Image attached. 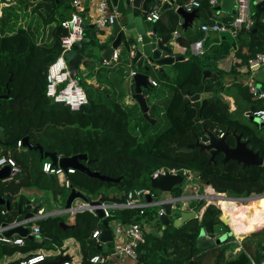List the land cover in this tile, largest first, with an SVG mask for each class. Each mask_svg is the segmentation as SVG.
<instances>
[{"label":"trees","instance_id":"trees-1","mask_svg":"<svg viewBox=\"0 0 264 264\" xmlns=\"http://www.w3.org/2000/svg\"><path fill=\"white\" fill-rule=\"evenodd\" d=\"M256 1L258 0H250L254 27L249 31H241L234 37L238 42L237 58L241 60L242 66H247L248 61L256 54L264 53V14L254 11ZM183 2L178 0L179 5ZM22 3L23 0L20 7L23 6ZM201 4L202 7L209 6L207 0H203ZM14 5L12 3L4 8L0 17V94L5 95L8 92L9 96L8 100H0V127L3 128L6 142H14L9 147L0 146V156L13 158L19 166L21 171L13 177V181H20L23 188L31 187L50 193L53 202H57L64 190L55 175L42 172V163L49 159L41 158L37 151L18 152L16 142L28 137L33 146L38 144L44 152L56 153L58 158L86 154L89 163L85 165L91 172H98L101 176L112 179L121 178L119 184H112L77 171L69 175L72 188L90 200L103 194L104 187H115L122 195L139 189L148 190L152 194L151 187L148 189V182L153 174L158 170L170 169L184 171L191 176L198 173L194 179L198 181L196 187L199 194H203L204 187H211L217 194L236 199L264 194V165L243 168L235 162L222 164L221 155L213 164L209 163L206 151L197 148L188 153L180 151V148L193 145L197 139L204 141V127L215 134L218 131L228 132L230 144L234 143L233 132L241 134L244 140L250 141L249 147L264 159L263 131L245 115L250 113L252 116L263 110L264 98L259 99L251 92L245 76L237 72L238 65L233 66L229 73H224L216 70L213 64L209 67L212 71L211 77L203 80V72L208 68L210 59L205 53L202 57L189 54L190 44L197 41V38L192 37L186 44L188 59L172 66L173 77L161 74L163 87L168 85L172 94L162 107H149V117L154 124L142 119L137 106L127 107L122 101L110 99L106 90H95L98 96L85 92L88 104L78 111H71L45 96L47 68L59 55L60 37L65 34L60 26L63 21L61 14H56L60 1L45 2V10L54 6L53 14L58 15V18L53 16L54 22H57L50 27L48 41L42 43L38 41L39 24L21 26L23 20L18 19L20 10L15 9ZM199 11L201 10L197 12ZM166 14V22L157 21V33L165 43L177 29L182 32L176 12L168 11ZM211 23L204 21L201 26ZM43 24L49 26L52 22L47 19ZM254 30L257 31L253 32ZM242 37L246 42H242ZM178 40L182 43V39ZM91 41L93 44L94 40ZM77 47L78 45L74 49ZM123 56L126 59L124 52ZM225 82L229 83L227 87ZM262 87L264 89V84ZM152 89L150 86L149 90ZM203 93H211L212 97L199 113L200 101L187 102L190 96ZM222 95L233 98L234 111L230 112L229 104L222 99ZM131 123L134 125L131 126ZM159 123H163L164 129L153 132L152 129ZM11 183L0 181V197L9 202V210L5 216H0V224L24 218V212L30 211L26 198L18 196L15 200L10 199L8 192ZM182 195L183 188L175 186L171 196L179 198ZM205 204L204 201H196L191 207L195 212L205 207L201 219L189 220L179 228L170 224L162 229L158 222V229L154 233L145 230L143 242L137 247L139 263H261L264 260V228L254 231L264 226V199L246 207L231 204L233 208H229L230 204L226 203L220 205L225 216H231L229 222L232 228L247 220L249 208L254 209L257 218L253 224L237 232V235L253 233L241 241L239 252L232 254L234 249L239 248L237 245L230 251L229 257L226 252L230 239L208 250L196 247L202 229L214 237L216 228L224 226L220 221V210L212 204ZM231 209H235L237 214H231ZM2 210L6 208L0 206V212ZM150 218L148 210L142 217L136 211H114L108 221L122 220L145 224ZM61 222L62 217L48 218L40 222L42 236L45 233L50 240L49 246L60 248L64 239H75L80 244L81 264H90L93 256L103 254L99 245L91 239L93 231L103 228L98 218L81 212L75 216L70 227L62 228ZM231 239L233 241L232 237ZM26 242L32 243L30 240ZM13 251L14 249L9 253Z\"/></svg>","mask_w":264,"mask_h":264},{"label":"built area","instance_id":"built-area-1","mask_svg":"<svg viewBox=\"0 0 264 264\" xmlns=\"http://www.w3.org/2000/svg\"><path fill=\"white\" fill-rule=\"evenodd\" d=\"M176 4L178 0H173ZM200 0H186L179 7L182 8L186 12H192L200 7ZM208 5L211 9H216L218 7L217 0H207ZM164 2V0H151V6L149 12L147 14V21L156 23L160 20V6ZM12 3L11 0H0V15L2 13L3 8H6ZM108 1L100 0L96 5V13L97 17L95 19L94 25L98 30H104L107 26L113 23V17L107 13L108 10ZM71 7L73 9L72 14L68 19L63 20L60 23L61 28L65 31V34L60 37V53L55 59L53 63H51L46 72V88H45V96L50 101L62 104L68 107L71 111H78L83 106L88 104V98L85 91L79 85L77 79L72 74V70L70 68L69 63L66 60V54L73 50L75 46L82 43L85 37L84 27H83V14L85 12L84 0H71ZM255 21L252 17L251 12V4L250 0H233L231 6L230 17L226 22H218L213 21L209 25H202L200 27L201 32L207 37L211 33L217 34H228L232 37H236L238 33L241 31H249L254 27ZM174 36L178 37V33L174 32ZM204 37V39H205ZM204 39L196 41L189 46V53L195 57H202L204 55L203 43ZM119 58V53L114 51L111 60L109 62H105V65H108L111 61L116 62ZM264 66V53H258L256 56L248 61L247 68L250 71H255ZM135 72H129V77L132 79L135 76ZM151 85L156 87V82H151ZM252 92L255 93L254 88H252ZM259 98H264V93L259 92L257 95ZM254 119L259 120L264 123V109L259 110L252 115ZM224 135L223 132L218 131L215 136L217 138H222ZM17 149L23 148L22 141L18 140L16 142ZM8 166L11 169V173L19 174L20 168L17 165L16 161L11 157L0 156V169ZM42 172L46 175H55L58 179V182L62 188L71 191L72 186L68 179L69 175L75 173L76 170L72 168H68L65 171L59 167H54L50 161H45L42 163ZM185 174L187 180H190L192 177L188 175L186 172L182 171ZM180 173L176 169L170 170H158L156 171L152 178L157 176H165V175H177ZM11 178V177H10ZM9 178V179H10ZM78 192V191H77ZM69 194V193H68ZM82 194V193H81ZM68 196V195H67ZM147 196H150L151 200L147 201ZM86 197V196H85ZM100 196H98L99 198ZM115 197V196H113ZM264 197V194L261 196L251 195L247 198H229L224 194H217L211 189L207 187L204 189L203 194H199L198 190L193 192L191 195H185L179 198L167 197L166 199L156 201L155 196L151 194L148 190L139 189V190H131L126 194L115 197L122 202L116 203H101L100 205H93L91 202L97 201L96 199H88V201H84L81 198H76L71 203L68 209L65 207L62 210H58L55 212L47 213L39 201H31L29 203L30 211H35V214L30 215L29 217H24L20 219H14L10 223H1L0 224V243L9 244L13 246H22L24 244V240L21 237H5V233L11 231L16 228L27 229L28 226L31 225V233L29 234L37 241H41V230L37 225H33L35 222H40L46 220L48 218H54L61 214H67L71 218H75L78 213L87 212L91 216L98 218L97 210H101L103 213L102 218H98L100 222L102 220L107 221L109 229L112 232L113 237V250L111 251V255L115 257H124L129 263L128 264H140L137 247L140 242H143L144 238V226L143 223L137 222H124L122 220H114L108 221L111 219L112 212L114 211H136L138 216H143L146 210L150 208L159 207V210L156 212V217L158 218L160 215L164 213V210L161 208L163 204L170 203L172 204V210L176 209L184 212H194L196 214L197 219H201L204 208L195 212L192 208L189 207L188 202L191 201H204L208 206L210 204L216 206L220 212L221 216L225 214L222 207L219 206V199H224L227 203L236 204V205H244L246 207L251 201ZM216 200V201H215ZM79 201L80 203H77ZM229 208H233L232 206ZM7 210H2L0 212V216H5L7 214ZM179 218V217H177ZM227 220H231V216H226ZM228 232L229 235L233 238V242L239 246V250L241 248V241L249 236L252 233L247 235H237L235 234L232 226L228 223ZM263 227L257 228L254 232L260 230ZM102 229L95 230L91 234V239L94 240L97 244L100 243V235ZM204 238L214 240L215 238L210 236L208 233L204 232ZM126 239V241H125ZM47 258L45 253H38L30 256L29 258L21 261L19 264H40L44 263ZM106 258H102L100 256H94L90 259L91 264H101L105 261ZM107 260V259H106ZM61 264H71V262H63ZM255 264V263H253ZM264 264V260L261 263Z\"/></svg>","mask_w":264,"mask_h":264},{"label":"water","instance_id":"water-1","mask_svg":"<svg viewBox=\"0 0 264 264\" xmlns=\"http://www.w3.org/2000/svg\"><path fill=\"white\" fill-rule=\"evenodd\" d=\"M109 6L114 12V19L109 31L101 30V38L103 41L99 40L96 42L93 47L89 50L88 56L98 57L99 63L109 62L115 50L122 49L126 54V60L130 62L135 70L136 74L132 78L133 90L132 98L135 100L136 104L139 107V110L142 115V119L146 122L154 124V121L149 117L148 111L149 107L147 105L146 99L142 94L143 89H149L151 86L149 80V73L152 67H156L157 72L164 75V68L171 67L175 63L183 60L181 57H174L173 50L168 46H165L164 43L156 38V28L154 23L147 21V14L149 12V5H151V0H107ZM233 0H221L220 6L216 7V11L231 12ZM175 6L173 0H164L160 6V14H163L165 11L172 9ZM254 9L257 13L264 14V0L254 4ZM176 14L183 21L182 28L186 29L189 27L197 17V11L193 10L192 12H186L181 7L176 8ZM84 41V40H83ZM82 43L79 45L81 47ZM81 49V48H80ZM66 60L70 65L73 76H76L78 65L82 62V54L77 53L75 50H72L66 54ZM211 64V63H210ZM209 76V72L203 74V80ZM212 97L211 93L196 94L189 97V102L200 101L199 113L202 112L204 107L207 105V101ZM8 92L5 95H0V100H8ZM247 116L254 121L259 129L264 128V123L260 122L257 119H254L250 113H247ZM202 134L205 137V140L202 141L197 139L193 145H189L185 148H180L181 152H190L191 150L197 148L200 151H206L209 155V163H216L218 156H222L221 163L226 164L229 162H235L241 165L243 168L249 167H261L264 165L263 158L259 155L258 152L253 151L250 147V141L243 140L241 134L232 133L234 138V143L230 144L228 142L229 133H224L222 138H217L215 133L202 128ZM22 146L27 150L35 152L37 151L41 158L49 159L53 166H57L62 170L72 168L77 172L87 175L90 178L99 180L105 183L119 184L121 178L112 179L106 176H101L98 172H91L85 164L89 163L86 154H78L71 157L58 158L56 153H47L44 152L40 145H32L28 137L23 138ZM14 142H6L5 133L3 128L0 127V146L9 147L13 145ZM16 176V174L11 173V169L8 166H5L0 169V181L8 179L10 177ZM198 173H193L192 178H196ZM187 181L185 174L183 172L178 173L177 175H165L157 176L151 178L149 183L150 187L153 190H158L162 193H171L175 186H183ZM100 199L97 201L91 202L93 205H100L101 203H116L122 202L115 197L106 196L104 194L100 195ZM81 198L84 201L88 199L77 192L75 189H71L68 194V197L65 202V209H68L74 199ZM150 196H147V201H150ZM0 206L9 210V202L3 200L0 197ZM164 210V213L158 217V222L162 226V229L170 226L179 228L181 225L186 223L189 220L197 219L194 212H180L179 218H176L174 221H170V216L172 214V204L166 203L161 206ZM98 218L103 217L101 210H97ZM27 215L25 217H29ZM220 221L223 225L227 226V222L221 216ZM62 228H67L69 226L64 223H60ZM102 232L100 235V242L105 249L108 250V254L111 255L113 250V237L112 232L109 229L108 223L105 220H102ZM13 234H17L21 237H28L32 239V236H29V230L23 228H16L11 231L6 232L5 237H11ZM204 232L199 235L198 242L196 247L201 250H208L217 247L220 245L222 238H215L214 240L204 238ZM102 248V247H101ZM66 259L61 258L58 262L52 264H61L65 262ZM45 264V263H40Z\"/></svg>","mask_w":264,"mask_h":264},{"label":"crops","instance_id":"crops-1","mask_svg":"<svg viewBox=\"0 0 264 264\" xmlns=\"http://www.w3.org/2000/svg\"><path fill=\"white\" fill-rule=\"evenodd\" d=\"M46 1L47 0H23V3H22L23 6H21V10H23V14L27 13V15L30 17V21L32 20L30 22L32 23L31 25L35 26L36 24H39L38 30L40 33V37L38 41L40 43L48 41V37L50 35V27L54 26L55 23L57 22V21L54 22V17L58 18V15L53 14L55 11L54 6L49 7L45 10ZM57 1H60V5L57 8L58 12L56 14H61L60 18H62V20L68 19L70 17V14H72L71 12H73L72 7H71V0H57ZM99 1L100 0H84L85 12L83 14V27H84L85 37H84V41L82 42L81 47L78 45L76 49H73L77 53L82 54V60H83L78 65L76 76L78 72H80L85 77V81L88 85L94 87L96 90H106L109 94V98H114L117 101H122L123 104L127 107L137 106V110H139L138 105L136 104L135 100L132 98L133 82H132V79L128 75V73L131 71L136 73V70L130 62L126 61L125 57L123 56L122 49L115 50L119 53V58L116 62L111 61L108 65H105V61L102 64L99 63L97 56L89 58V56L87 55L89 50L93 47V45L96 42H98L99 40L103 41V37L101 38V30H98L96 26L94 25L95 19L97 17L95 7L99 3ZM183 1H186V0H183ZM202 1L203 0L199 1L200 7L196 9V11H198L199 9L201 11L197 12V17L193 19L189 27H187L186 29H183L182 28L183 21L179 17L178 23L183 33L179 29H177L175 32H177L179 36L175 37L174 33H172L171 39L167 43L161 40L160 36L157 33V22L154 23V27L156 28V38L160 39L164 43L165 46H168L169 48L173 50L174 57L183 58V60L181 61H186L188 59L187 54H186L187 53L186 44L188 40H190L192 37L197 38V41L204 39L205 35L201 33L199 30V27L201 26V24H203L204 21L206 22H213V21L226 22L227 19L230 17V12H224L221 10L216 11V9H211L209 6L202 7V4H201ZM260 1H263V0H258L255 3L260 2ZM217 2H218V6H220L221 0H217ZM29 3L34 4L33 7H31ZM150 6L151 5H149V9H150ZM108 7L109 8L107 10V13L111 15L114 19V12L110 6ZM177 7H179L178 1L176 2L175 6L172 9H169L165 11L163 14H161L160 20L166 22V19H167L166 13L168 11L175 12ZM47 19H50V21L52 22V24L49 26H46L43 24L44 20H47ZM21 24H23L22 21H21ZM23 25L26 26V24H23ZM111 25L107 26L104 30L109 31V29H111ZM256 31L257 30H254L253 32H256ZM91 39L94 40L93 44L90 43L92 42ZM178 39H182L181 40L182 43H180ZM204 40H205L203 43L204 53L206 54L207 58L210 59V61L208 62V68H206L203 72V74L205 72H209V76H207L206 78L211 77L212 71L211 69H209V67L213 64L216 70L220 72H224V73H229L231 69L233 68V66L238 65L239 67H237V72L245 76V82L249 86L251 92H252V88H254L255 93L253 94L257 98H259L257 96L259 92L264 93L263 91L264 89H262L263 88L262 84H264V66L258 70L250 71L246 65L245 66L240 65L241 60L237 58V50H238L237 39H235L234 37L228 34L211 33L207 37H205ZM242 42H246L245 38L243 37H242ZM80 48H82L83 51H80ZM172 66L164 68L165 76H168L170 78L173 77ZM155 68L156 67H152V69L150 70L149 80L150 82L157 83L156 87L151 85L153 89L160 90V91L161 89H165L164 91L162 90L166 94L165 96H162L164 98V101H162V99L160 98V102H161L160 105H164V103L170 98L172 92L168 88V85H166V87H163V82L160 79L161 74L158 73L157 69ZM228 85L229 83L225 82V86L227 87ZM149 89L142 90V94L146 99L148 107L153 106V105L158 106L159 99L156 96L153 97L152 96L153 89L151 91ZM222 99L229 104L230 112L235 110L234 100L231 96L222 95ZM148 100H150V103L152 102V104H149ZM148 115H149V111H148ZM245 115L247 116V113ZM17 150L18 152H22V151H26L27 149L23 147ZM13 177H11L10 179L8 178V179L1 181V182H8V183L12 182L11 188L9 189L10 191L8 192V196H10L11 200L13 199L15 200L18 196H22L27 199V202H28L27 205L29 206V203L32 201V198H35V200H37L36 198H40L41 196L44 195L49 199V207L47 206L45 207L43 205L47 213L62 210L65 207V204L64 206H58V205L53 204V202L50 201V197H52L50 193L43 192V191L37 190L35 188H31V187L23 188L21 186L20 181H13ZM205 188L207 187H204V189ZM193 190H194L193 192H195L198 190V188L195 186L193 187ZM110 197H113V196H110ZM221 200H224V199L220 198L219 203ZM23 209L25 210V206L23 207ZM25 213L27 216V215L35 214V211L33 212L26 211L24 212V214ZM62 216H66V219L62 218L63 222L61 223H64L67 226L73 224L74 218H71L67 214H61L57 217H62ZM40 222H35L33 223V225H37L40 227ZM27 229L31 233V225L28 226ZM29 236L31 235L29 234ZM11 237H21V236L17 234H13ZM21 238H23L24 240V244L22 246H13L9 244L0 243V264H15V263L19 264L21 261L29 258L32 255L38 254V253H45L47 255V258L44 262L45 264H52V263L58 262L61 258L66 259L65 262H71V264H81L82 262L80 244L73 238L64 239L62 242V246L60 248L58 247L53 248L49 246L48 244H50V240L45 235V233L43 236L41 233L40 242H37L34 238L32 239H29L28 237H21ZM26 240H30L32 241V243L29 244L26 242ZM98 245H99L100 250L103 251L102 252L103 254H98L95 256H100L102 258L107 259V260L105 259V261L101 264H128L129 263V261L124 257H115L114 255H109L108 250L103 247L101 242ZM12 249H14V251L9 253V251ZM234 250L232 251V254H236L234 253ZM236 250H238L239 252V249L236 248ZM104 254H106V257H104Z\"/></svg>","mask_w":264,"mask_h":264},{"label":"rangeland","instance_id":"rangeland-1","mask_svg":"<svg viewBox=\"0 0 264 264\" xmlns=\"http://www.w3.org/2000/svg\"><path fill=\"white\" fill-rule=\"evenodd\" d=\"M13 1V3H15V5H14V8L16 9H19L20 10V12H19V17H18V19L20 18H22L23 19V24H30V22L32 21H30V17L26 14V16H25V14H23V10H21V7H20V3L22 2V0H12ZM29 5L31 6V7H33V5L34 4H30L29 3ZM6 14H8V13H6ZM19 19V20H20ZM23 24H21V26H24ZM81 44V43H80ZM80 44H78V45H80ZM74 49V48H73ZM129 74V73H128ZM75 79H79L78 80V82H79V85L82 87V89L85 91V92H88V93H90L92 96H94V95H96V96H98L95 92V88L94 87H92V86H90V85H88L87 83H86V81H85V77L80 73V72H78V74H77V76L75 77ZM151 83V82H150ZM121 88V87H120ZM165 90V89H161V91L160 90H156V89H153L152 90V96L153 97H157L158 99H159V105L158 106H160V107H162V105H160L161 104V102H160V98L162 99V101H164V98L162 97V96H165L166 94H165V92H163V91ZM104 94H102V96H103ZM111 99V98H110ZM148 102H149V104H152V102L150 103V100H148ZM161 109V108H160ZM134 124L133 123H131V126H133ZM164 125H163V123H159V124H157L153 129H152V131L153 132H160L161 130H163L164 129ZM261 131H263V132H261V134H263L264 135V128H262V129H260ZM148 184H149V186H148V189H150L149 187H150V183L148 182ZM197 184H198V181L196 180V179H194V178H190V180H187L186 181V183L183 185V186H181L182 188H183V195L182 196H185V195H191V194H193V187H195V186H197ZM64 189V188H63ZM103 194L104 195H107V196H117V197H120V196H122V194L120 193V192H118L116 189H115V187H111V188H107V187H104L103 188ZM151 192H152V194L155 196V199H156V201L158 200V201H160V200H163V199H166L167 197H169V196H171L172 195V192L171 193H162V192H160V191H158V190H151ZM68 191L67 190H63V192H62V194L59 196V198H58V200H57V202H53V198L52 197H50V201L51 202H53V204H55V205H58V206H64V204H65V200H66V197H67V195H68ZM102 195V194H101ZM181 196V197H182ZM172 197V196H171ZM101 197H99L98 199H100ZM39 202H41V204L42 205H44L45 207L47 206V207H49V199L46 197V196H41L40 198H36ZM96 199V198H95ZM32 200L33 201H37V200H35V198H32ZM216 201V200H215ZM77 203H80L79 201H77ZM196 203V201H191V202H188V205H189V207L191 208V207H193V205ZM237 208H240V206H238ZM159 210V207H156V208H150V209H148V211H150V216H151V218L149 219V220H147V222L145 223V226H144V231L145 230H147V231H149L150 233H154L158 228L156 227L157 226V224H158V218L156 217V212ZM236 210L235 209H231L230 210V212H231V214H234V215H236L237 213L235 212ZM180 216V211L179 210H176V209H174V210H172V214H171V216H170V221L172 222V221H174L177 217H179ZM62 218L63 219H66V216H62ZM263 228H264V226H262ZM157 228V229H156ZM228 227L227 226H218L217 228H216V230H215V234H214V238H222V241H221V243H220V245L221 244H223V242L224 241H226V240H229L230 239V241L232 240L231 239V235H229V232H228V229H227ZM203 232H205L203 229L201 230V233H203ZM229 241V243H228V251L226 252V255L229 257L230 255H231V252L230 251H232L236 246H237V244H235L233 241H231L230 242ZM220 245H218V246H220ZM238 249V248H237ZM238 252V250H234V253H237Z\"/></svg>","mask_w":264,"mask_h":264},{"label":"bare ground","instance_id":"bare-ground-1","mask_svg":"<svg viewBox=\"0 0 264 264\" xmlns=\"http://www.w3.org/2000/svg\"><path fill=\"white\" fill-rule=\"evenodd\" d=\"M263 199H264V197H261V198H259V199H257V200H253V201H251L250 203H254V202H256V201H261V200H263ZM222 203L229 204V203H227L225 200H221L220 203H219V206H220ZM250 203H249V204H250ZM249 204H248V205H249ZM234 205H236V204H234ZM241 205H242V204H241ZM242 206H244V205H242ZM222 217H223L224 220L227 222V224H228V223L230 224V222H229V220H227L225 214H224ZM255 221H256L255 211H254V209L249 208V209H248L247 220L243 221L238 227L233 228L235 234H237V232L243 230L245 227L250 226V225L253 224Z\"/></svg>","mask_w":264,"mask_h":264},{"label":"flooded vegetation","instance_id":"flooded-vegetation-1","mask_svg":"<svg viewBox=\"0 0 264 264\" xmlns=\"http://www.w3.org/2000/svg\"><path fill=\"white\" fill-rule=\"evenodd\" d=\"M0 95H2V94H0Z\"/></svg>","mask_w":264,"mask_h":264}]
</instances>
